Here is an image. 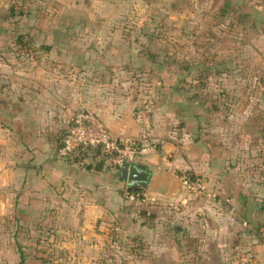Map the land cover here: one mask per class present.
I'll use <instances>...</instances> for the list:
<instances>
[{"label":"crops","instance_id":"0c3cea01","mask_svg":"<svg viewBox=\"0 0 264 264\" xmlns=\"http://www.w3.org/2000/svg\"><path fill=\"white\" fill-rule=\"evenodd\" d=\"M229 1L232 11L226 14V21L235 24L232 15L240 13L248 29L253 28L258 39L264 40V0ZM13 2H29V8L31 3H45L56 9L95 8L99 16L58 17L45 25L21 20L18 15V20L11 16L4 21L11 32L0 35V40L9 37L16 41L22 36L49 49L27 51L25 55L31 60L27 63L0 65V264H61L62 260L76 259L72 251L84 264H108L109 260L98 257V253L106 246L100 238L105 231L106 239L110 222L130 233L157 236L148 250L156 251V257L144 259V264H181L175 254L164 261L160 249L166 243L159 244L162 239L158 225H140L155 219L156 213L146 216L144 207L124 200L127 187L121 179L122 170L97 161L92 150L69 159L56 158L61 138L79 110L97 115L114 137L155 146V152L140 162L151 173L149 185L138 188L150 198L183 203L178 216L196 230H191L193 233H213L222 239L246 236L239 224H227L225 214L219 215L204 201L191 198L178 182L181 173L203 179L229 199L236 213L243 211L245 218L252 216L253 196L260 195L252 186L242 157L248 151L247 139L253 138L243 124L252 116L237 117L229 108L236 105L231 95H196L199 92L188 90L185 84L189 75L206 74V56L216 60L208 72L217 73L210 77L218 90L223 87L232 93L238 87L251 86L229 81L235 58L220 51L218 45L220 40L231 38V33L221 34L218 23L214 25L212 35L203 38L212 43L211 47L204 50L198 46L195 58L182 68L171 61L148 64L138 51L125 45L127 36L113 32L112 26L125 24L102 14L114 0H0V6L7 9ZM19 25L37 26L38 33L28 29L12 33ZM71 27H83V32L70 33L67 29ZM86 27L98 28L92 32ZM22 53L10 54L19 58ZM258 58L259 62L252 59L250 64L263 65L264 59ZM142 65H151L150 71L157 70L160 75L149 106L147 132L135 119L145 99L133 92L134 77L132 85L127 84L130 72L133 74ZM130 205L139 208L134 210ZM192 215L194 223H190ZM201 223L210 226L203 230ZM187 231L185 228L190 236ZM249 248V264H264L263 245L252 243ZM61 250L69 252L65 259L58 255ZM205 255L188 264H222L223 260L211 259V250Z\"/></svg>","mask_w":264,"mask_h":264},{"label":"rangeland","instance_id":"374dc122","mask_svg":"<svg viewBox=\"0 0 264 264\" xmlns=\"http://www.w3.org/2000/svg\"><path fill=\"white\" fill-rule=\"evenodd\" d=\"M117 1V3H115ZM224 1L227 0H114L107 10H103L104 16L109 15L111 18H119L125 26H112L113 32H119L127 36V42L129 48H133L134 51H138V54L144 58V61L149 63L161 62L165 64L166 61H171L175 67L182 68L187 65L192 58H195L197 54L198 46L204 48V50L211 47L210 41L204 42L207 37L212 35V29L214 25H217L222 33H231V38H224L220 40L218 49L228 55H232L235 58L231 61L233 68L229 81L234 80L241 82L239 86H242L245 82L242 74H239L241 67H247L248 70L253 69L258 74L253 80V84L246 89L237 88V90L231 91L225 90V88L217 89L216 82L210 76L205 77L203 81L206 82V88L196 95H213L214 92L218 94H225L227 97L233 96L236 101L234 107H229L234 110V114L237 117L246 114L251 115L252 118L246 121L243 125L247 132H252V140L247 139L245 146L248 147V151L242 155L243 159L247 162L246 170L251 178L252 186L256 191H259L260 195L253 196V213L251 218H245L243 211L240 214L234 210V216L236 217V224L244 222L245 226H240L242 230L247 232L246 236H228L225 239L219 238V235L210 233V235L197 236L192 231L189 225L181 222L180 216L174 213L154 214L155 219L146 220L140 223L141 226L150 227L151 224L158 225L160 231L159 241L163 249L160 251L165 255L164 261L170 259L172 255H177L181 264H188L189 262H197L202 259L205 254L211 250L212 260H223L222 264H249L248 259L251 258L250 244L260 243L264 247V238L260 234V229L264 228V64H250L253 61H258V56L264 59V40L258 39L259 36L253 30L246 25V21L243 19L242 23L237 25H230L226 21V14H230L232 10L224 8ZM251 0H248V2ZM252 2V1H251ZM254 2V1H253ZM29 2L25 4L28 7ZM7 6L8 3H7ZM31 15L19 16L20 19H26L28 21H35L39 25H45L54 18H83V17H97L99 13L95 11V8L85 10L81 8L77 9H56L55 6H47L43 4L31 3ZM7 17H11L9 14V8L5 9L3 5L0 6V20L3 24L0 25V35L7 34L8 27L4 24ZM18 20L15 15L12 16ZM217 20V22L214 20ZM20 20V21H21ZM215 23V24H213ZM37 26H25L22 25L13 27L12 33L25 32L26 29L30 33L36 32ZM42 28V26H40ZM11 28V27H10ZM44 28H48L45 26ZM64 28V27H63ZM85 28V27H84ZM87 29L95 32L98 27H86ZM247 28V30H246ZM106 30V27H105ZM70 33H82L83 27L76 28L71 27L67 29ZM15 35V34H13ZM203 35V36H201ZM145 36V37H143ZM223 36V35H222ZM205 38V40H203ZM24 40V39H23ZM150 43V44H149ZM148 44L151 47L148 49ZM29 46V47H28ZM38 43L32 42L30 45L22 47L21 43L13 38L7 37L5 40H0V65L27 63L31 61L27 58L25 53L36 48ZM152 51V52H149ZM24 54H23V53ZM21 54L22 57L12 58L11 54ZM159 53L160 55L157 56ZM255 53V54H254ZM257 54V55H256ZM253 57V58H252ZM256 58V60H254ZM237 59V60H236ZM207 64L215 65L216 60H212L205 56ZM203 61V60H202ZM150 66H138L136 72L128 75V85L131 86L134 77L135 85L132 86L133 92L142 99H149L153 102L154 94L156 92V84L159 83V72L157 70L150 71ZM236 71V72H235ZM235 72V73H234ZM189 75V74H188ZM131 76V77H130ZM188 81L185 82L186 87L195 89V83L193 78L196 74L189 75ZM262 76V81L260 78ZM260 77V78H258ZM213 79V80H212ZM211 88V89H210ZM215 88V91L212 90ZM208 89H210L208 92ZM196 91V90H195ZM228 93H227V92ZM187 92V91H185ZM154 93V94H153ZM190 92H188L189 94ZM259 99V100H255ZM233 114V113H232ZM241 119L239 118L238 121ZM238 125L242 123H237ZM235 204H238L237 202ZM228 209L232 208L231 203L226 205ZM129 208L137 210L139 207L129 206ZM213 209V208H212ZM141 210V209H140ZM214 210V209H213ZM145 211V210H144ZM215 211V210H214ZM216 212V211H215ZM237 214V216H236ZM153 215V214H152ZM150 215V216H152ZM191 222L194 223V215L190 216ZM198 224V223H196ZM227 224H232L228 222ZM178 226L180 229L187 228L188 235L183 236V232L177 234L172 233L170 230ZM200 225V224H199ZM203 230L209 228V224L201 223ZM107 227L106 239L103 237L100 240L104 243L102 250L99 251L98 257L109 260L108 264H113L117 261V264H144L143 260L146 258L156 257V251L148 252L153 247L155 239L148 234H140L139 232L130 233L121 228L120 224H114L110 222ZM146 227V228H147ZM149 229V228H148ZM250 229H256V233L250 234ZM192 230V231H191ZM210 230H213L212 228ZM186 234V233H185ZM252 238L250 239L251 236ZM139 242L145 244V249L140 252ZM170 244V246L168 245ZM219 244V245H218ZM110 246V247H109ZM76 259L62 260L61 264H84L79 260L78 254H73ZM59 256L65 259L69 255L68 251H59ZM71 255V256H72ZM82 257V256H81ZM89 257V256H86ZM162 258V259H163Z\"/></svg>","mask_w":264,"mask_h":264},{"label":"built area","instance_id":"2783aa9c","mask_svg":"<svg viewBox=\"0 0 264 264\" xmlns=\"http://www.w3.org/2000/svg\"><path fill=\"white\" fill-rule=\"evenodd\" d=\"M150 100L145 99L135 113L136 121L148 131V114ZM94 151L97 161H104L111 168L122 170L133 163H140L146 156L155 152L153 144L139 143L114 137L100 118L88 110H79L72 116L69 127L61 138L60 146L55 152L58 159H69L77 153ZM180 187L187 195L196 200H202L219 215H226L228 221L236 224L234 210L228 209L230 201L207 183L189 173H181L178 177ZM124 200L132 205L144 207L146 216L153 213L164 214L181 212L183 203H176L164 198H150L141 190L130 192L126 190ZM245 226L244 222L239 224ZM264 238V228L260 229Z\"/></svg>","mask_w":264,"mask_h":264},{"label":"trees","instance_id":"16d2710c","mask_svg":"<svg viewBox=\"0 0 264 264\" xmlns=\"http://www.w3.org/2000/svg\"><path fill=\"white\" fill-rule=\"evenodd\" d=\"M224 8H226V9L229 10V8H230V1L229 0L224 1ZM29 13H30V8L25 7V5H23V4H18L17 2H13L9 6V14H10V16H14V15L23 16V15H28ZM232 17L236 21L235 22V25H237V23H242L243 22V15L240 14V13H234L232 15ZM230 25L232 26L234 24L231 23ZM17 41L19 43H21L22 47L25 46V45H30L32 43V40H29V38L27 40H25V39L23 40L22 36H18L17 37ZM37 49H40V50H48L49 47H47L46 45L41 44L39 46H36V48L33 47L29 51H35ZM206 66H207V70L204 72L206 74H200V75L196 76L195 78H193V82L195 83L194 86H195V89L196 90L203 91L206 88V86H205L206 85L205 80H204L203 84H202V82L198 84L199 81H203V79H205V77H208V76H216V74H217L216 72H208V71L212 70L211 69V66L212 65L207 64ZM239 74L240 75L242 74L243 79H245V82L244 83H246L247 86L250 85V84H253V80L256 77V75L254 73V70L253 69L248 70L247 67H243V68L241 67V69L239 70ZM258 78H260V77H258ZM260 81H262V76L260 78ZM151 104L152 103L150 101V105ZM127 190L130 191V192H133V191H139L140 188L135 187V188H129ZM170 231L172 233H174V234H177L178 232H183V236H186V234L183 231V229H180L177 225L175 227H173ZM256 232H257L256 229H250V231H249L250 234H253V233H256ZM138 245H139L140 252H143L144 249H145V244H143L142 242H139Z\"/></svg>","mask_w":264,"mask_h":264},{"label":"water","instance_id":"95a60500","mask_svg":"<svg viewBox=\"0 0 264 264\" xmlns=\"http://www.w3.org/2000/svg\"><path fill=\"white\" fill-rule=\"evenodd\" d=\"M150 178V171L140 163H133L121 171V179L125 181L127 189L147 187L149 185Z\"/></svg>","mask_w":264,"mask_h":264}]
</instances>
